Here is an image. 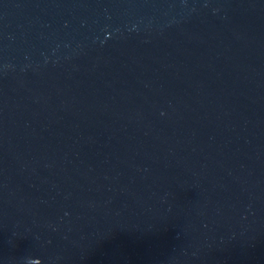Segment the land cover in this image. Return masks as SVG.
Listing matches in <instances>:
<instances>
[{
  "label": "water",
  "instance_id": "95a60500",
  "mask_svg": "<svg viewBox=\"0 0 264 264\" xmlns=\"http://www.w3.org/2000/svg\"><path fill=\"white\" fill-rule=\"evenodd\" d=\"M0 264H264V0H0Z\"/></svg>",
  "mask_w": 264,
  "mask_h": 264
}]
</instances>
